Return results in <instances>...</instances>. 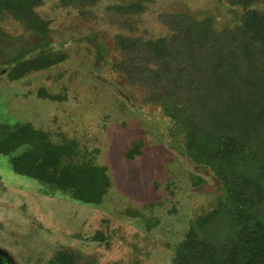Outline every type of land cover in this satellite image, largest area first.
Segmentation results:
<instances>
[{
	"label": "rangeland",
	"instance_id": "obj_1",
	"mask_svg": "<svg viewBox=\"0 0 264 264\" xmlns=\"http://www.w3.org/2000/svg\"><path fill=\"white\" fill-rule=\"evenodd\" d=\"M42 1L36 12L49 21L50 49L65 58L18 79L10 78L11 65L0 66V141L29 123L26 135L71 149L63 163L104 166L110 188L100 204L75 200L14 170L12 156L26 144L0 148V248L16 264H52L58 250L74 254L72 248L85 264H168L191 219L223 195L221 182L171 140L160 105L127 95L136 87L115 66L122 57L114 37L132 33L110 20L108 6L133 0ZM144 5L133 34L145 39L169 36L177 13L211 16L216 30L239 22L240 8L230 0ZM256 6L264 11V1ZM2 22L11 34L24 31L8 17ZM41 90L58 97H40ZM134 140L143 141V153L130 159Z\"/></svg>",
	"mask_w": 264,
	"mask_h": 264
},
{
	"label": "trees",
	"instance_id": "obj_2",
	"mask_svg": "<svg viewBox=\"0 0 264 264\" xmlns=\"http://www.w3.org/2000/svg\"><path fill=\"white\" fill-rule=\"evenodd\" d=\"M145 1L108 6L110 20L132 33L114 37L122 57L115 66L136 87L127 95L160 105L171 121V140L196 164L211 169L223 189L210 209L191 219L168 264H264V11L256 6L264 0H230L240 8L234 27L216 30L211 16L177 13L169 36L148 39L133 34ZM42 2L0 0V66L11 65L12 79L65 58L50 49L49 21L36 12ZM6 17L24 31L7 32ZM38 94L58 97L45 90ZM28 126L19 125L0 141L6 151L14 142L26 144L12 156L14 170L75 200L102 203L110 188L106 168L63 163L71 149L43 134L26 135ZM142 148L143 141L134 140L125 154L134 159ZM94 238L105 236L96 232ZM71 251L58 250L52 264L87 263Z\"/></svg>",
	"mask_w": 264,
	"mask_h": 264
},
{
	"label": "flooded vegetation",
	"instance_id": "obj_3",
	"mask_svg": "<svg viewBox=\"0 0 264 264\" xmlns=\"http://www.w3.org/2000/svg\"><path fill=\"white\" fill-rule=\"evenodd\" d=\"M0 264H14V261L7 252H3V254L0 253Z\"/></svg>",
	"mask_w": 264,
	"mask_h": 264
},
{
	"label": "water",
	"instance_id": "obj_4",
	"mask_svg": "<svg viewBox=\"0 0 264 264\" xmlns=\"http://www.w3.org/2000/svg\"><path fill=\"white\" fill-rule=\"evenodd\" d=\"M3 252H6V251H4L2 248H0V253L1 254H3ZM10 257V256H9ZM13 259V258H12ZM14 261V260H13ZM14 264H16L15 262H14Z\"/></svg>",
	"mask_w": 264,
	"mask_h": 264
}]
</instances>
